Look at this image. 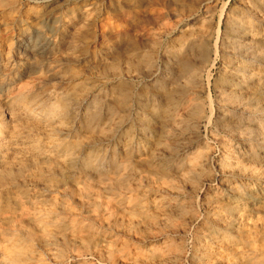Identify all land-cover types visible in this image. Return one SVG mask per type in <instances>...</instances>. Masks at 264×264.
<instances>
[{
    "label": "rangeland",
    "instance_id": "374dc122",
    "mask_svg": "<svg viewBox=\"0 0 264 264\" xmlns=\"http://www.w3.org/2000/svg\"><path fill=\"white\" fill-rule=\"evenodd\" d=\"M124 1L129 0H0V141L5 144L0 264H12L13 258L19 264H264V167L247 163L244 146L215 118L216 94L226 87L225 61L214 55L200 86L186 97L180 86L154 91L142 65L137 79L115 82L109 76L121 68L120 55L132 49L151 54L155 46L148 37L156 31H149L148 22L161 12L145 10L134 22L114 17ZM189 2L178 0V6L186 12ZM208 3L210 9L197 10L186 27L219 35L224 18L240 6L252 13L251 26L264 36V1L257 6L248 0ZM46 10L51 15L42 23ZM90 21V37L83 36L74 48L61 39L74 25L72 32H85ZM167 24L175 26L173 20ZM24 33L30 40L22 38ZM35 33L42 38L38 56L32 54L39 41ZM166 44L161 36L159 47ZM154 65L163 77L161 59ZM252 67L245 77L264 75L263 68ZM76 84L100 101L94 127L85 126L84 110L75 111L74 121L69 113L64 119L46 113L56 94ZM244 85L241 94L253 92L249 82ZM124 89L128 98L122 107L117 94ZM20 94H25L16 104L20 121L3 124L11 100ZM168 99L174 100L168 104ZM187 100L199 106L201 120L185 119L184 132L165 126L169 117L182 118ZM259 103L264 106V96ZM8 126L13 138L3 133ZM95 158L105 161L98 175L87 168ZM109 160L123 169L110 167ZM166 161L168 168L162 165ZM252 171L261 177L258 185L247 179ZM214 176L220 180L202 187ZM43 207L54 212L51 221L39 215ZM230 208L238 217L234 226L227 224Z\"/></svg>",
    "mask_w": 264,
    "mask_h": 264
},
{
    "label": "bare ground",
    "instance_id": "6f19581e",
    "mask_svg": "<svg viewBox=\"0 0 264 264\" xmlns=\"http://www.w3.org/2000/svg\"><path fill=\"white\" fill-rule=\"evenodd\" d=\"M194 1L195 0H190L189 3L192 6L191 8L188 9V11L186 10V12L185 11L183 12V10L180 9L181 7L178 6V0H129L128 2L124 1L126 4L123 5L124 7L121 6L120 8L117 9V11H115L114 17L127 16L131 22H134L136 20L137 21L140 19L142 20L145 10L159 9L161 11L158 18H154V20L151 19L148 22L150 26V27L148 26L149 31L150 32L156 31L155 33L150 34L148 37L150 38L151 45L155 47L154 48L152 47L153 49L152 52L150 51L151 52L150 55L139 54L137 53V51L135 52L134 49L128 51L124 56L120 55L118 57L117 62H119L121 68L112 69L110 71L111 75L109 74L110 75L109 77H111L112 80L118 83L124 82L125 80L133 81L134 79H137L139 77V72H138L140 69L139 66L140 65L146 66L148 67L147 75L149 79L152 81V89L154 91L157 92L159 89H161L164 86L168 87L169 90L171 91L173 88L180 86L183 87L184 89L183 91L180 90L181 91L180 95L186 97L187 95L191 94V92L194 89H196L197 86H200L202 74L210 67L212 63V57L214 55L220 57L226 63L225 65L227 69V74H226L227 76L225 77L226 87L224 88V91H220L218 94H216V102L214 101L216 121L220 124V127L224 132L229 134L238 144H242V146H244L245 148V152L243 154L244 156L242 154H240V156L246 157L247 163H251L259 168H262L264 167V159L261 156V153H263L261 152V150L264 149V106L260 105L259 102H260V98L264 96V75L256 76L255 74H246L245 77V73L247 72V70H249L248 68H251L253 65L259 66L264 69V36L259 35L251 26L250 19H253L252 13L251 12L249 13L243 8H240V6L238 9H235V11L233 12V16L229 15L224 18L222 22L223 30L219 35H207L205 32L206 30L193 28V27H186L188 26V24H186L185 22L187 21L192 22L196 19L197 10L208 11L210 9L208 8L209 0H201L200 5H196ZM248 1L250 2V4H252V6H257L260 3H262L264 0H248ZM50 15H51L50 11L47 10L44 11L42 13V17L40 18L42 19L41 20L42 23H46L45 22L46 18L47 17L49 18ZM169 20H173V25H175L174 27L175 29H177L176 31H178L177 32L178 34L176 35L177 37L175 38L173 37L175 36L176 31L173 26H169L167 24V21ZM92 23L93 22L91 21L88 22V24L86 23L87 25L85 26V32L82 33L75 31L72 32L75 26L73 24L74 25L73 29L71 27V31H69L68 34L65 33L64 35L62 33L60 34V37L62 40L67 39L69 46L74 48L76 42H79L83 38V36L90 37L89 34L91 33L92 30L91 28ZM49 31H51V29ZM25 34L26 33L23 34L22 38L27 37ZM68 36H70V40H68L69 38ZM161 36L164 37L165 40L167 38V44L166 46L164 45L165 46L164 49H161L159 47ZM34 37H36L37 39L40 38V36L36 35V33ZM26 39L30 40V37ZM40 40L42 41V38L39 39V41L37 40L38 42L35 43L32 42L33 43L32 54H36L35 56H38L37 50L35 48L38 46ZM70 47L68 48L70 49ZM155 59L156 60L161 59L162 71L165 74L161 78L159 77L157 73L158 72L157 68L154 65ZM111 66L113 67L112 64ZM106 71L109 72V70ZM246 82L250 83L251 85L250 91L253 92H249L250 94H248L245 93L246 92L245 91L243 92V94H241L240 91H243L242 89L244 88L245 86L244 84ZM181 84H183V86H181ZM126 91L128 90L126 89ZM126 91L124 89L117 94V97L119 99V104H123L121 105L122 107L124 106V104H126L128 98V92ZM24 95L25 94H20V96L17 99L14 98L13 100H11L12 103H10V108L8 106L10 111L7 109V112H9L10 115L8 113H5L8 116L9 121L8 120L2 121L3 124H7V123L13 124V123H18L20 121L21 117L17 115V113H15L16 109H18L16 104H19V102L21 101L20 98H23ZM55 96H56L55 102L45 107L47 114L51 116H61V118L64 119L63 117L65 115H68L69 113L71 119H73L74 121L75 115H77L75 114V111L77 110L78 111L77 113H79L80 111L84 110L83 117L85 119V126H87L88 128L95 126V123L99 118L100 109H102L100 105V101L97 100V96L93 98V96L90 93H88L84 87L78 85L73 86L70 89H67V91L63 93H58ZM173 100L174 99H168L167 100L168 104H170L171 101ZM185 105L186 106L184 108H181L182 114L180 115V117L182 116V118L178 119L175 116L169 117V119H167L165 122L166 123L165 126L170 127L174 131L179 130L181 132H184L185 123H187L185 119L190 118L193 119L192 121L198 119V115L200 111L199 106H197V104L196 105L193 104L192 100H187L185 102ZM37 106L39 107V105ZM198 120H201V118ZM194 124L196 125L197 121H195ZM32 127L37 128L38 126L33 124ZM121 127L122 124L120 125L119 128ZM142 130H144V128H142ZM12 132L13 131L10 130V127L8 126L7 131L3 133H5L6 137L10 138L12 137L11 136ZM4 146L5 144L2 141H0V151L1 149H3ZM183 148H186L185 143H183V145L181 144L180 150L181 151L185 150ZM148 162L154 163V161L152 160ZM104 165H105V161L102 158H95L90 162H88L87 168L90 170V172H93L96 175H98L102 172ZM108 165L114 169H117V171H120V169L123 167L122 163H116L115 161L113 162L111 160H109ZM162 165L163 167L168 168L170 162L166 161ZM37 175H43V172ZM231 175L232 174L230 172V176ZM247 176H248L247 179L253 183L257 184L260 182L261 177L258 176L256 172L252 171ZM214 180L219 181L220 179L219 177L214 176L212 177L211 180L206 181L202 185V187L207 186L210 181H214ZM211 183L212 182H210V184ZM228 189H232V188L229 187ZM231 201L237 203L238 196H235V198L233 196L231 198ZM230 207L233 206L230 205ZM227 208L229 207L227 206ZM41 209L42 208H39V212H38L39 215L43 216L48 221H51L54 214L51 208L43 207V209L42 210ZM230 210L231 212L233 211L231 208ZM237 219L238 217H236V212H232V215L227 217L228 220L227 224L229 225L233 224L234 226L238 222ZM14 259L15 258H13V260L11 261L12 264L20 263L15 261L16 259L15 260Z\"/></svg>",
    "mask_w": 264,
    "mask_h": 264
}]
</instances>
